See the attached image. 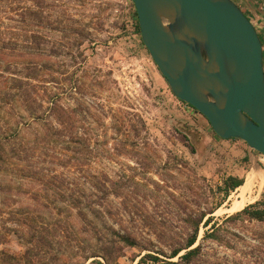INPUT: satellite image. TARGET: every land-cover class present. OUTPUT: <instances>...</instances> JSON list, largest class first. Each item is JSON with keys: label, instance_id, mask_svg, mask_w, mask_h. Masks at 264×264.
I'll use <instances>...</instances> for the list:
<instances>
[{"label": "rangeland", "instance_id": "obj_1", "mask_svg": "<svg viewBox=\"0 0 264 264\" xmlns=\"http://www.w3.org/2000/svg\"><path fill=\"white\" fill-rule=\"evenodd\" d=\"M41 1L1 0L40 12L42 27L29 31L37 37L30 60L46 67L31 91L43 121L21 99L0 102V136L12 138L0 162V251L19 256L22 241L35 235L28 246L41 253L40 264H66L91 253L97 241L90 227L107 225L137 243L122 249L121 264H138L146 254L169 261L191 234L188 220L206 214L194 264H264V222L228 219L264 206V156L250 148L245 156L240 139L219 143L208 120L174 96L141 44L131 0ZM232 1L249 21L261 20L255 30L264 46V0ZM19 11L6 23H18ZM14 61L19 69L26 64L0 55L1 70ZM250 173L263 181L258 198L217 215L236 192L226 197L225 180ZM74 199L83 202L86 219L76 210L72 218L58 212ZM206 231L218 240L203 239Z\"/></svg>", "mask_w": 264, "mask_h": 264}, {"label": "water", "instance_id": "obj_2", "mask_svg": "<svg viewBox=\"0 0 264 264\" xmlns=\"http://www.w3.org/2000/svg\"><path fill=\"white\" fill-rule=\"evenodd\" d=\"M142 42L174 96L221 139L264 156V53L232 0H131Z\"/></svg>", "mask_w": 264, "mask_h": 264}, {"label": "trees", "instance_id": "obj_3", "mask_svg": "<svg viewBox=\"0 0 264 264\" xmlns=\"http://www.w3.org/2000/svg\"><path fill=\"white\" fill-rule=\"evenodd\" d=\"M44 2L43 0L41 1ZM38 8L44 9L45 6L43 4L38 5ZM19 11L21 20L18 21L14 25V23H6L11 19V13ZM40 12L35 11L32 7H22L15 8L11 3H2L0 0V55L2 56H11L15 55L19 57H24L26 64L23 65V68L19 69L18 65L20 62H15V65L8 62L3 70H1L0 78L2 82L0 83V102L4 104H11L16 99H21L22 104L29 112V115H34V120H42L40 115L35 114V110L32 108V100L31 91L34 86L32 84V80L40 79V72L44 71L45 67H38L36 64H31L32 60L30 58L35 55L31 44H33L35 34L32 33L29 35L30 28L32 26L42 27V23L44 20L41 17ZM34 18H31V17ZM135 16V29L137 33L140 35L141 44L145 46L142 42L141 31L138 22V16L136 10L134 11ZM17 31H22L24 33V37L17 33ZM21 37L23 39H21ZM42 55V54H38ZM34 94V92H32ZM184 103V102H183ZM186 104V103H185ZM53 107L50 110H56L57 103L53 102ZM188 105V104H187ZM41 106V105H39ZM190 106V105H188ZM191 107V106H190ZM193 108V107H191ZM39 109V108H38ZM194 109V108H193ZM198 112L196 109H194ZM11 137H2L0 136V162H4V153L6 152L5 146L10 143ZM12 139V138H11ZM13 153L16 151L12 149ZM6 162V161H5ZM55 185V180H53ZM244 183V179L238 177H228L224 182L223 190L225 192L226 197L229 196L230 192L236 190L239 186ZM51 188L52 185L50 184ZM48 189V188H47ZM55 191V190H54ZM47 192V190H46ZM49 197V194H46ZM64 198V196H62ZM91 207V206H90ZM86 208V207H85ZM83 202L79 199H74L72 203L67 207H60L58 212L60 214L67 213L68 217H73V210H76L77 216L84 220L86 219L88 211H84ZM72 211V212H71ZM96 212L93 208H91L90 213L94 214ZM242 215H247L249 219L257 220L260 222H264V206L261 207L260 204L251 205L246 207L243 211L237 213L229 217L228 219L238 218ZM28 216V215H27ZM95 218H97L96 214H94ZM206 214H202L199 219L190 218L188 220L192 231L189 235L186 243L183 246L176 247L170 257L169 261H164L158 258L157 256H153L151 254H146L140 258L138 264H194L196 261L200 260L202 256V246L199 244L195 246L199 231L200 225L203 220L206 218ZM29 218V217H27ZM31 220V218H29ZM212 222V219L209 217L204 222V227H207ZM90 225H95L93 222L89 221ZM89 226V225H88ZM91 232L96 238L97 243L94 245L91 253L86 255H80L77 260L71 259L66 264H121L119 262V258L124 247H135L137 246L136 241L129 235L122 234L115 229L104 225L103 227H90ZM36 231V229H34ZM35 235H30V239H26L23 242V245L26 247L23 254L16 256L8 252L0 251V264H40L43 262V258L40 255L41 253L38 251H33L28 245L32 244V238ZM23 238V236L21 237ZM214 239L218 240V237L214 232L209 233L205 232L203 239ZM43 239V237H42ZM184 252V254H181ZM78 256V255H76ZM177 258V261H171ZM90 261V262H89Z\"/></svg>", "mask_w": 264, "mask_h": 264}, {"label": "bare ground", "instance_id": "obj_4", "mask_svg": "<svg viewBox=\"0 0 264 264\" xmlns=\"http://www.w3.org/2000/svg\"><path fill=\"white\" fill-rule=\"evenodd\" d=\"M262 187V180H258V178L252 173L248 174L244 180V183L236 189L235 195L231 197L230 206L227 208H220L216 214L221 216L224 214H234L243 210L248 204L252 203L258 198Z\"/></svg>", "mask_w": 264, "mask_h": 264}, {"label": "crops", "instance_id": "obj_5", "mask_svg": "<svg viewBox=\"0 0 264 264\" xmlns=\"http://www.w3.org/2000/svg\"><path fill=\"white\" fill-rule=\"evenodd\" d=\"M217 140H218V142L221 143V144L229 145L231 142H233L234 139L224 140V139H221V138L218 136V137H217ZM248 148H249V147H247V153H246V151L243 149V150H244V154H245V156H249V152H250V150H249Z\"/></svg>", "mask_w": 264, "mask_h": 264}, {"label": "built area", "instance_id": "obj_6", "mask_svg": "<svg viewBox=\"0 0 264 264\" xmlns=\"http://www.w3.org/2000/svg\"><path fill=\"white\" fill-rule=\"evenodd\" d=\"M259 22L261 23V20H260V19H259ZM260 23H259V24H260ZM259 24H258L257 21L254 22V27H255V29H257V28H261V27H262V26H260ZM263 51H264V46H263Z\"/></svg>", "mask_w": 264, "mask_h": 264}, {"label": "flooded vegetation", "instance_id": "obj_7", "mask_svg": "<svg viewBox=\"0 0 264 264\" xmlns=\"http://www.w3.org/2000/svg\"><path fill=\"white\" fill-rule=\"evenodd\" d=\"M248 18V17H247ZM251 22V21H250ZM252 23V25L254 26V23H253V21L251 22ZM264 27V26H263Z\"/></svg>", "mask_w": 264, "mask_h": 264}]
</instances>
